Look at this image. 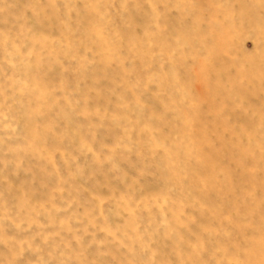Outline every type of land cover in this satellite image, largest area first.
<instances>
[{"label": "rangeland", "instance_id": "rangeland-1", "mask_svg": "<svg viewBox=\"0 0 264 264\" xmlns=\"http://www.w3.org/2000/svg\"><path fill=\"white\" fill-rule=\"evenodd\" d=\"M0 264H264V0H0Z\"/></svg>", "mask_w": 264, "mask_h": 264}]
</instances>
